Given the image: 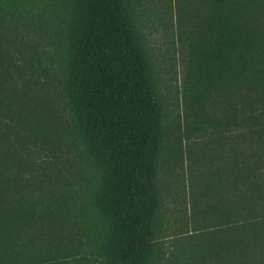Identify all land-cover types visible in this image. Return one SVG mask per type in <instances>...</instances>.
Segmentation results:
<instances>
[{"label":"trees","instance_id":"obj_1","mask_svg":"<svg viewBox=\"0 0 264 264\" xmlns=\"http://www.w3.org/2000/svg\"><path fill=\"white\" fill-rule=\"evenodd\" d=\"M195 4L191 57L232 100L213 123L222 145L195 228L174 239L171 261L264 264V0ZM144 14L142 0H0V264H167L166 87ZM27 88L62 105L61 139L26 107ZM64 138L65 173L46 161Z\"/></svg>","mask_w":264,"mask_h":264},{"label":"rangeland","instance_id":"obj_2","mask_svg":"<svg viewBox=\"0 0 264 264\" xmlns=\"http://www.w3.org/2000/svg\"><path fill=\"white\" fill-rule=\"evenodd\" d=\"M145 14L142 35L151 50L160 80L165 84L164 135L158 161L161 188L160 228L167 264L174 239L194 230L192 223L196 197L203 174L212 171L221 148L213 123L229 109L231 97L224 91L208 89L205 76L191 57L189 44L195 28V0H142ZM23 83L16 81V87ZM26 86V83H25ZM26 107L37 111L47 136L55 141L64 136L66 112L50 90L27 88ZM235 101V99L233 100ZM63 145L50 144L48 163L68 170L70 155ZM50 142V141H49ZM64 166V167H63Z\"/></svg>","mask_w":264,"mask_h":264}]
</instances>
